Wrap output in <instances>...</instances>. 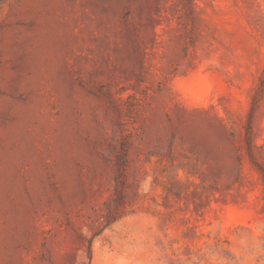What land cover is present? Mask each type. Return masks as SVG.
Wrapping results in <instances>:
<instances>
[{
  "label": "rangeland",
  "instance_id": "obj_1",
  "mask_svg": "<svg viewBox=\"0 0 264 264\" xmlns=\"http://www.w3.org/2000/svg\"><path fill=\"white\" fill-rule=\"evenodd\" d=\"M0 264H264V0H0Z\"/></svg>",
  "mask_w": 264,
  "mask_h": 264
}]
</instances>
